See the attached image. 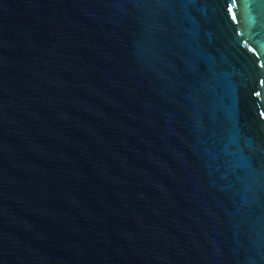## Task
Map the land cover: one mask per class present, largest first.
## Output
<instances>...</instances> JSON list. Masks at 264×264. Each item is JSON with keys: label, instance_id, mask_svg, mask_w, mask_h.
<instances>
[{"label": "water", "instance_id": "1", "mask_svg": "<svg viewBox=\"0 0 264 264\" xmlns=\"http://www.w3.org/2000/svg\"><path fill=\"white\" fill-rule=\"evenodd\" d=\"M0 264H264V0H0Z\"/></svg>", "mask_w": 264, "mask_h": 264}]
</instances>
